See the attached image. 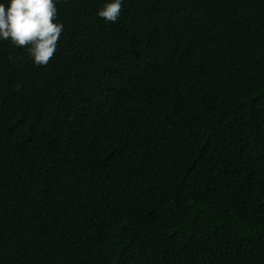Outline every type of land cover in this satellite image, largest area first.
Returning a JSON list of instances; mask_svg holds the SVG:
<instances>
[{"label":"trees","instance_id":"1","mask_svg":"<svg viewBox=\"0 0 264 264\" xmlns=\"http://www.w3.org/2000/svg\"><path fill=\"white\" fill-rule=\"evenodd\" d=\"M105 2L0 41V264H264V0Z\"/></svg>","mask_w":264,"mask_h":264},{"label":"clouds","instance_id":"2","mask_svg":"<svg viewBox=\"0 0 264 264\" xmlns=\"http://www.w3.org/2000/svg\"><path fill=\"white\" fill-rule=\"evenodd\" d=\"M123 0H106L97 15L116 22ZM56 0H0V41L27 47L36 65L54 56L63 24L57 18Z\"/></svg>","mask_w":264,"mask_h":264}]
</instances>
